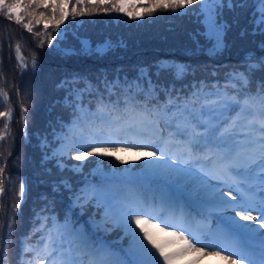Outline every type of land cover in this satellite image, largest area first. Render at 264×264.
I'll return each mask as SVG.
<instances>
[{"label": "trees", "instance_id": "trees-1", "mask_svg": "<svg viewBox=\"0 0 264 264\" xmlns=\"http://www.w3.org/2000/svg\"><path fill=\"white\" fill-rule=\"evenodd\" d=\"M44 2L51 4L53 0ZM92 2L88 0L84 6L91 14L75 19L69 15L59 28H54L50 7L18 9L22 16L19 25L0 14V90L9 96V104L0 97V112L9 106L13 112L9 135L0 141L5 185L3 215L14 221L12 244L7 252L3 250L8 239L6 232L0 237L3 264H19L21 259L26 262L32 254H25L24 248L35 246L41 235L49 230L55 234L57 229L64 234L66 252L71 242L72 255L78 264L93 261V251L100 254L101 261L127 262L135 259L129 253L130 238L110 217L106 204L138 205L140 210L161 219L171 214L177 200L184 213L193 211L192 201L214 206L211 194L216 187L210 186L205 173L215 164V154L220 151L213 147L215 139L202 138L199 144L202 152L196 154L211 160L184 161L189 171L175 178L168 174L171 158L179 159L190 140V135L183 133L182 121L181 129H176L174 123L170 126L162 123L156 130L157 138L163 135L172 145L164 160L150 157L147 154L150 149L133 158L129 153L119 152L114 157L93 155L83 162L72 159L75 151L68 155H53V151L60 149L65 134H73L70 128L82 109L87 123L81 120L80 125L86 129L90 123L99 129L106 128L117 115L124 116L126 106L143 107L148 103L151 108L156 100H148L147 78L138 79L141 70L151 74L161 103L166 91L181 100L191 97L197 88L207 93L210 89L216 91L219 84L222 91L233 69L247 75V64H256L264 56L259 47L264 36L252 34L250 23L259 5L249 0L247 8L230 11L225 4L222 20L229 26L225 46L209 52L203 38L201 48H196L190 39L193 33L204 29V16L198 4L177 12L157 9L148 15L145 8L149 0H125V11L132 13L125 15L105 14L91 8ZM75 4L76 0H69V13ZM127 4L135 7L128 8ZM185 11L187 14H182ZM25 23L31 24L32 32L23 27ZM242 31L246 33L243 36ZM49 35L53 37L51 45L47 43ZM41 39L45 41L43 45ZM17 44L26 64L24 70L16 59ZM162 64L186 65L189 71L184 79L174 82L171 75L157 73ZM250 75L247 87L239 82L235 87L229 85L230 93L241 99L249 93H260L264 72L256 69ZM65 81L81 93L70 94L69 87L60 86ZM102 106H106L104 111H98ZM22 108L27 110L26 124L21 120ZM3 127L4 117L0 116V131ZM73 131L78 134L79 127ZM77 165L82 166L74 167ZM21 182L25 184V197L19 210L14 211Z\"/></svg>", "mask_w": 264, "mask_h": 264}, {"label": "snow or ice", "instance_id": "snow-or-ice-1", "mask_svg": "<svg viewBox=\"0 0 264 264\" xmlns=\"http://www.w3.org/2000/svg\"><path fill=\"white\" fill-rule=\"evenodd\" d=\"M88 0H76L72 6V11H67L69 0H53L47 4L44 0H27L22 3L21 0H0V14H3L9 21L14 20L16 24L22 23V16L18 9H33L39 7H50L52 9L51 20L54 21V28H59L60 24L71 15L73 19L77 16L91 14L85 11V4ZM253 4L259 5L252 15L250 23L252 24V34L264 36V0H252ZM198 4L199 11L203 14L204 29L193 33L190 37L196 48H201V38L209 46V52L221 50L224 45V36L228 25L222 20L225 4L228 9H245L249 6V0H149V6L145 8L148 15H152L155 10H168L173 12L186 9L188 6ZM79 5V9H77ZM128 8H134L135 5L127 4ZM91 8L109 12H124L125 15L132 13L125 11V0H93ZM59 13V15H57ZM181 14V13H178ZM182 14H187L185 11ZM43 17L44 13H40ZM23 27L32 32L30 23L23 24ZM47 28V24L45 25ZM241 32V35H245ZM53 37H47V43L52 44ZM41 39L40 44H44ZM264 51V41L259 45ZM195 50V49H193ZM16 59L19 68L24 70L26 64L17 44ZM251 59V56L249 57ZM32 66L35 68V58L32 60ZM259 69L264 72V56L259 58L256 64L249 63L245 72L233 69L231 75L226 78L225 87L221 91L219 84L217 90L211 89L204 93L202 89L197 88L191 97L174 96L173 93L166 91V98L161 103L157 94V86L151 80V74L146 70H141V76L138 78H147L148 100H156V103L150 108L148 103L143 107L135 104L126 106L124 116L117 115L110 120L106 128H95L90 123L85 129L80 125V121L87 123V116L84 110H81V116L73 121L70 128L72 135L65 134L64 143L60 149H54L53 155H68L75 151L77 154L72 156L73 160L83 162L93 155L97 156H115L118 152H130L133 150L142 151L150 149L147 154L156 160L166 159L165 152L171 151L172 145L168 143L163 135L157 138L156 130L165 123L169 126L175 124L176 129H181L183 122V133L190 135L187 147L179 159L171 158L172 165L181 160L191 163L199 159L211 160V157L197 156V152H202L199 144L202 138L207 140L213 138L217 141L213 147L220 149L215 155V163L218 167V174L213 173L212 178H222L224 182H231L230 187L235 188L239 195L224 193L228 200L239 201L238 203L228 204L222 198H216L213 203L218 207H227L235 211V221H244V224L235 223L234 229L227 232H221L210 238L206 235L194 236L185 233L181 229L169 231L173 225L165 223L161 217L153 215L151 212L140 210L138 205L119 203L116 205L106 204L110 217L113 218L130 238L131 244L129 253L135 257L134 260L125 261H89V264H178L187 254L194 253L196 257L209 255L218 256L227 264H238L239 261L248 259L246 246L240 244L234 238V233L239 231H257L264 229V195L257 198L254 185L258 186L264 193V83L261 84V92L257 94L245 95L243 99L239 98L229 91V85L235 87L239 82L243 87H247L251 80L254 70ZM157 73H167L173 77V81L182 80L186 77L189 68L186 65L162 64L157 67ZM61 87H69L70 94L79 95L80 89H72L67 81L62 82ZM137 87H140L137 85ZM141 91H144L141 89ZM0 97L3 102L9 104L8 93L0 90ZM106 106L98 108L103 112ZM26 109H21V120L26 124ZM199 112V115H197ZM4 117V127L0 131V141H3L9 135V122L13 119L11 107L4 112H0ZM208 117V119H205ZM223 118V119H221ZM190 126V127H189ZM79 127V133L75 134L74 129ZM203 128L204 131H198ZM171 130V128H170ZM121 137H124L121 139ZM175 136H173V139ZM131 141V142H129ZM77 165L74 167H80ZM4 168L0 167V237L7 234V243L3 245V250L12 244L14 232V221L11 217H5L3 197L5 194V185L3 178ZM208 173H205L207 175ZM17 203L14 211L19 210L20 202L25 197V184L21 182L18 186ZM79 199V197H78ZM252 211H258L259 215H252ZM258 224V229L251 228L250 225ZM43 232V229H41ZM159 234H163L168 239H161ZM35 235V233H33ZM264 237V233H261ZM223 238L233 240V246L238 251H227L221 248L215 239ZM30 239V237L28 238ZM208 240L207 243L204 241ZM259 264H264V238L261 239ZM173 246L178 250L169 251ZM227 253L223 254L222 253ZM24 253H31V258L26 262L21 259L19 264H78L72 255L71 242L67 252L64 249V234L57 229L53 234L51 230L46 235H41L36 245H28L24 248ZM3 264V259H0ZM248 264H257L256 261L248 259Z\"/></svg>", "mask_w": 264, "mask_h": 264}, {"label": "rangeland", "instance_id": "rangeland-1", "mask_svg": "<svg viewBox=\"0 0 264 264\" xmlns=\"http://www.w3.org/2000/svg\"><path fill=\"white\" fill-rule=\"evenodd\" d=\"M119 153V152H118ZM130 154V158H133L132 156H140V152H136V153H131V152H126ZM184 161L181 160L180 163L177 165H170L169 169H168V174L171 175V178H175L177 176L183 175L185 174L188 170L187 167L184 166ZM213 173H217L218 174V167L214 166L211 168L210 172L208 173V179L210 181V186L214 187L217 186L215 192L212 191L213 193L211 194V198L212 199H216V198H222V199H226V201H232V200H228V197L224 195V193H229L231 194H235V195H239V193L236 192L235 188L232 189H227V188H219V187H223L222 185L226 182H224V180L222 178H212ZM253 190L255 191V193H259V195L257 196V198H259L260 196L264 195V193H262L259 189L258 186L254 185ZM239 201H232V202H228V204H234V203H238ZM211 210H214L213 207H209ZM218 215V217L224 221H226L228 224L231 225H235L236 222L240 223V224H244V221H238V218H236V220L234 221L233 218L235 217V211L232 210L231 208H227V207H218L216 206V210H214ZM252 215H259L258 211H252L251 212ZM174 222L170 225H173V227H170L168 230L169 231H175L177 229H181L183 230L185 233H190L194 236H200V235H206L209 236L210 238H212L213 236H215L216 234L220 233L221 228H218V230L216 231V225H204L202 224L197 217L193 218V220L195 222H192V218H190V216L184 217L181 215H176L173 217ZM196 223L201 226L200 231L201 233L199 235H197L198 233L195 232V229L197 228ZM251 228L254 229H258V224H253L250 225ZM227 232V231H226ZM261 233H264V229H258L257 231H253V232H249V231H239L238 234L234 233V237L235 236H242L245 238H254L256 240H260L264 237L261 236ZM160 238L163 239H168V237H164L163 234H159ZM241 237V238H242ZM205 243L208 242V240L204 241ZM215 242L223 249H227V251L231 252V251H238L237 248H235L232 245V240H226L221 238H217L215 239ZM242 245H244L243 243H240ZM259 246H261V243L259 244ZM178 250L177 246H173L172 248L169 249V251H176ZM223 254H227L222 253ZM248 259L252 260L249 256ZM248 259L245 260H241L238 262V264H248ZM253 261H255L253 259ZM257 262V261H256ZM89 264V263H88ZM178 264H227L226 261L221 260L218 256H209V255H204V256H200V257H196V255L194 253H189L187 254L181 261L178 262ZM258 264V263H257Z\"/></svg>", "mask_w": 264, "mask_h": 264}]
</instances>
